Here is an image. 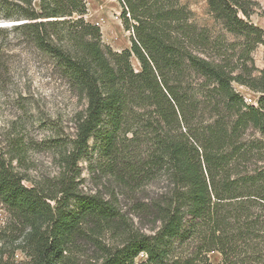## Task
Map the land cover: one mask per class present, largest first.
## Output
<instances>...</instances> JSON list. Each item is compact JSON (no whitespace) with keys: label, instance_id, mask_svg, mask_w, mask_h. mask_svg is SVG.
<instances>
[{"label":"trees","instance_id":"16d2710c","mask_svg":"<svg viewBox=\"0 0 264 264\" xmlns=\"http://www.w3.org/2000/svg\"><path fill=\"white\" fill-rule=\"evenodd\" d=\"M205 1L248 50L264 46L263 32L243 19L249 17L245 0ZM118 2L130 33V48L121 52L103 48L100 29L84 20L83 0H0L3 19L23 22L11 30L86 101L66 162L74 165L92 141L120 183L126 175L138 181L143 173L147 181L167 174L171 196L153 208L158 230L151 236L127 232L121 247L100 248L101 264H212L211 253L219 255L217 264H264V169L236 171L252 150L240 146L241 135L253 129L264 138V70L255 79L243 66L232 76L224 64L194 53L206 47V34L189 23L190 12L178 0ZM187 71L203 80L197 88L203 103L183 92ZM233 83L259 94L256 104H247ZM204 110L214 113L211 124L189 136L176 134V124ZM140 144L148 149L143 160L135 150ZM0 204L28 228L25 264H74L80 241L97 245L119 221L108 201L79 194L67 174L52 191L24 186L1 152ZM141 254L145 260L138 263Z\"/></svg>","mask_w":264,"mask_h":264},{"label":"rangeland","instance_id":"374dc122","mask_svg":"<svg viewBox=\"0 0 264 264\" xmlns=\"http://www.w3.org/2000/svg\"><path fill=\"white\" fill-rule=\"evenodd\" d=\"M83 1L87 12L84 20L100 29L103 48L113 52L129 49L130 33L124 31L120 21L122 9L118 0ZM178 2L190 12L189 23L198 32L206 34V47H194V53L208 61L224 64L232 76L240 74L244 66L252 77H260L264 70L263 45L248 50L250 46L243 38L226 33L205 0ZM245 5L249 17L243 19L264 34V0H245ZM6 12L0 9V30L7 29L0 32V152L28 188L52 191L59 179L67 174L74 180L79 194L99 197L115 208L119 220L116 229H107L99 236L97 245L88 240L80 241L73 256L74 264H101V249L121 247L127 232L151 236L158 230L160 223L156 221L153 208L157 203L163 205L171 196L167 174L161 171L147 181L143 173L139 174L138 181H129L126 175L120 183L116 180V172L107 169L104 156L98 149H93L92 141L88 151L74 165L66 162L78 136L86 101L83 95L70 88L49 59L39 54L22 34L11 30L23 22L3 19ZM131 65L135 72L139 71L135 58L131 59ZM183 80V92L190 97L194 95L203 103L197 97V88L203 85V80L189 71L184 72ZM232 87L247 104H256L259 94L235 83ZM185 120V123L175 125L176 134L181 132L189 136L194 129L211 124L215 117L214 113L204 110ZM239 142L241 147L252 150L248 161L239 162L236 171L264 169V138L257 131L248 129ZM135 150L141 160L148 154L147 145L140 144ZM27 232L28 228L15 221L8 209L0 204V262H29L24 247ZM208 257L212 264L220 260L217 253ZM144 260L145 256L141 254L136 262Z\"/></svg>","mask_w":264,"mask_h":264}]
</instances>
